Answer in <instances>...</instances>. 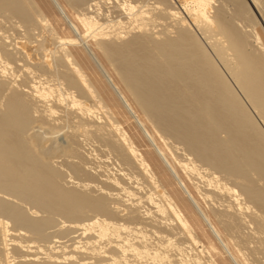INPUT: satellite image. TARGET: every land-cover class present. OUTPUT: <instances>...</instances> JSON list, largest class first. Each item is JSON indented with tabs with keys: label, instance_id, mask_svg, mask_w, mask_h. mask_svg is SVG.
I'll list each match as a JSON object with an SVG mask.
<instances>
[{
	"label": "bare ground",
	"instance_id": "bare-ground-1",
	"mask_svg": "<svg viewBox=\"0 0 264 264\" xmlns=\"http://www.w3.org/2000/svg\"><path fill=\"white\" fill-rule=\"evenodd\" d=\"M51 1L63 36L36 0H0V264H230L211 255L182 197L233 264H264V0H66L77 20ZM90 38L161 137L182 144L177 164ZM78 44L166 176L89 77ZM56 216L65 236L52 239Z\"/></svg>",
	"mask_w": 264,
	"mask_h": 264
},
{
	"label": "rangeland",
	"instance_id": "rangeland-1",
	"mask_svg": "<svg viewBox=\"0 0 264 264\" xmlns=\"http://www.w3.org/2000/svg\"><path fill=\"white\" fill-rule=\"evenodd\" d=\"M36 1L38 3L39 7L51 18L53 24L56 26V29L58 30V32L60 34H62V36H63V34L65 35L64 32L69 33V28H68L67 24L65 23L60 12L58 11V9L55 7V5L53 4V2L51 0H36ZM60 1L62 2L64 7L66 8L67 12H69L70 16L74 20H77V18H76L77 12L75 11L76 9L74 10V8L71 7L72 4L70 5V3L66 0H60ZM76 22H78V21H76ZM78 24H79V22H78ZM94 42L95 41L91 40V38H90L88 43L90 44L91 48L96 52V54L99 56V58L101 59L103 64L106 66V68L108 69V71L111 74V76L113 77V79L119 85L120 89L124 92V94H126V97L129 99L130 103H132V106L135 108V110L138 112V114H140V117L145 122L149 131L155 136L158 144L164 149V151L167 153L170 160L172 162H174L175 164H177L175 162L176 160H174V159L177 156L176 151L178 153L179 148L181 151H179L180 153H178V155L179 154L182 155V153H181L182 148H183L182 144L179 145L178 143H174L175 142L174 139L167 140L168 142L171 140L170 144L165 143L167 141L164 140L163 137H161L158 129L153 124V122L150 119H148V117H146V114L144 113L143 109L139 107L140 105H138L139 104L138 101L135 99V97L131 93H129L130 91H128L127 87L125 86L123 81L120 79V77L118 76V74L116 73V71L114 70L112 65L110 64V62L103 56V54L101 53V51L97 47L96 43H94ZM75 54H76L77 58L79 59V61L81 62V64H83V66H84L87 74L89 75V77L94 81L97 88H99V90L104 95L105 99L110 103V105L115 110V114H116L118 120L120 121V123L127 130L128 134L131 136V138L133 139L135 144L139 147V149L144 154L147 155L148 159L151 161L152 166L154 167V170L159 175L162 174L163 176H166L168 171L164 167V165L161 163V160L158 158V156L155 153V151H154L152 145L150 144L149 140L147 139L145 134L142 132L141 128L138 126V124L136 123L134 118L131 116L129 111L123 105L122 101L119 99L118 95L115 93L114 89L112 88V86L107 81V78L100 71L99 67L97 66L95 61H93V59L91 58V56L89 55V53L87 52L85 47L81 44L76 45ZM172 143H173V148L176 149L175 153H174V150L172 148H171L172 150L169 148L172 146ZM177 144H178V146H176ZM174 146L178 147V148H175ZM176 166H177L178 171L182 175V177L186 180L187 184L190 186L191 190L193 191L194 195L198 199V201H199L200 205L202 206V208L204 209V211H206L212 217V219L214 221L215 218H214V213L212 211L213 209L211 207L212 206L211 202L205 201L206 199H203V196L202 197L200 196L199 192H197V190L194 188V186L191 184V182L189 183V179H188V177H186L183 170L178 165H176ZM164 172L166 174H164ZM173 187L176 188V190H178V192L180 191V189L176 183H173ZM169 188H170V186H169ZM226 196H227V198H229L228 195H226ZM182 200H183L182 205L186 206L187 211L190 210V211H188L189 214L193 215L196 218V219L194 218L196 220V222H194L196 224V225L194 224V226L196 228L195 230H197L196 232L198 233V235L201 238V240L203 241V243L205 245L207 244L206 246L210 250L211 255H213L214 257H218L217 258L218 260L219 259L220 260L221 259H224V260L227 259L230 264H233L231 262L230 258L228 257L227 253L224 251L221 244L215 239V237L212 234L209 227L207 225H205V223L203 221H201L202 219L200 218V215L195 213L196 211L193 208V206H191L190 202L187 199L184 200L183 197H182ZM228 200H230V198ZM210 204H211V206H210ZM62 220H63V218H62ZM59 221H61L60 217L56 216V222H54V224L58 223ZM214 223L219 229H221V231H223V229L221 228V226H219V224L217 222L214 221ZM59 226L60 225L56 224V226H54V228L52 227V229L51 228L48 229L47 232L51 233V234H49L50 237L48 236L49 238L53 239V236L51 237V235H54V233L55 234L57 233V235L61 234L62 236L63 235L65 236L64 233H62V232L60 233V231L58 232V230H61V229H59ZM222 234H223V236H225L226 233L222 232ZM181 237L184 238L183 235ZM224 238L227 242H229L231 244V245L229 244L231 249L233 251H235V247L233 246L232 242H230L231 240L228 239V236L226 235ZM52 239H49V240H52ZM62 240H67V239L64 237ZM212 242L217 246V249H218L217 251H220L218 253L216 252L217 254L215 252H213L214 250H212V248H210V246L208 247V245H211L210 243H212ZM220 253H222L221 256L219 255ZM206 254L209 255L208 252ZM243 264H245V263H243ZM258 264H260V263H258Z\"/></svg>",
	"mask_w": 264,
	"mask_h": 264
}]
</instances>
